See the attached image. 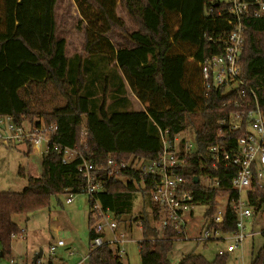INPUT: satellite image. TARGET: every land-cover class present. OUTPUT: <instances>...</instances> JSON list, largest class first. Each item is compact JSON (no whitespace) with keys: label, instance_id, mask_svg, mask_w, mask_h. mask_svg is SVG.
Instances as JSON below:
<instances>
[{"label":"trees","instance_id":"16d2710c","mask_svg":"<svg viewBox=\"0 0 264 264\" xmlns=\"http://www.w3.org/2000/svg\"><path fill=\"white\" fill-rule=\"evenodd\" d=\"M74 2L81 16L78 28L86 24L85 39L82 51L68 56L66 39L58 38V0H0V115H9L15 124L23 125L29 115L35 114L32 100L40 99L43 106L38 114L45 125L57 127L43 154L40 175L29 176L20 192L0 191V258L9 262L14 259V237L25 232L14 221V215L46 208L52 196L84 194L87 180L79 170L81 157L64 163L55 149L59 145L76 149L97 166L95 174L102 190L89 196L90 240L95 236L91 216L94 199L120 220L133 213L141 193L146 210L133 220L140 222L143 235L138 242L141 264H171L169 255L178 234L168 229L160 237L156 226L159 210L150 198V179L132 167L110 170L107 163L110 159L127 162L159 157L163 149L160 132L148 110L160 111V124L169 128L171 136L193 126L197 151L179 172L188 180L186 187L193 193L194 202L205 205V219L216 213L218 197H228L224 220L215 226L225 233L237 228V214L230 204L239 197L232 186L237 168L213 165L209 148L221 143L234 151L241 130H230L223 138L218 132L227 129L232 111L248 108H237L229 102L238 94L225 92V85L207 90L200 67L204 59L222 53L219 37L237 22L228 10L230 1L200 0L203 27L191 32L183 27L175 29L174 19L182 15L185 0ZM118 5L136 25L133 31L118 15ZM242 25L240 78L245 85L241 89L246 91L252 107L251 89L255 90L257 83L254 65L264 61V15L255 16L250 11L242 17ZM114 32L125 35L133 46L117 50L107 35ZM189 58L193 61L188 62ZM259 85L264 87V70L260 71ZM129 91L136 97L146 96L148 109L134 107ZM178 91L200 95L203 108L189 110ZM260 107L264 110V94ZM220 120L225 123L220 124ZM110 171L113 175L108 176ZM212 180L218 182L217 186ZM248 203L258 211L264 205V187H253ZM226 261L227 254L210 262L191 252L179 264ZM87 262L123 264L118 250L108 242L90 249ZM251 264H264V243Z\"/></svg>","mask_w":264,"mask_h":264},{"label":"built area","instance_id":"2783aa9c","mask_svg":"<svg viewBox=\"0 0 264 264\" xmlns=\"http://www.w3.org/2000/svg\"><path fill=\"white\" fill-rule=\"evenodd\" d=\"M228 10L237 22L232 29L219 37L223 41L222 53L208 57L200 63L202 79L207 90L211 87L225 85V92L236 91L238 97L232 98L229 102H234L237 108L249 109L252 103L247 101L246 91L241 89V86L245 84L240 78V55L244 44L242 17L250 11H253L255 16L264 15V0H256L253 3L246 0H230ZM228 23L232 24V21L229 20ZM254 69L257 83L255 90L251 89L254 99L253 106L249 110L247 109L248 111L245 109L244 111L238 109L232 111L227 121V129L218 132V136L223 138L230 130H241L242 134L236 139L234 151L230 152L221 143H216L209 148L212 159H214L213 165L222 163L225 166L233 165L237 168V174L232 179V186L239 192V197L230 202L237 214V228L227 233L217 228L215 225L223 222L226 209L223 211L216 207V213L213 217L205 219V227L201 237L198 238L204 242L223 241L226 248L218 250L217 255L219 256L233 252L247 236L254 235L255 232L245 231L247 219L252 217L255 212L264 210L262 206L256 211L255 207L248 203V193L253 190V187H264V110L260 107L264 87L259 85L260 71L264 70V61L256 62ZM219 123L224 124L225 120H220ZM155 124L159 129L163 146L157 159H135L127 162H117L110 159L107 167L110 170L132 167L150 179L152 183L149 189L150 198L159 210L156 226L160 237L164 236L165 231L172 229L178 234L175 240L179 238L188 239L187 222L189 216H193L194 207L198 204L194 202L193 193L186 187L188 180L179 172V168L184 166L197 151L195 137L187 138L183 135L184 132L171 136L169 128L158 122ZM56 129V126H47L44 123L29 124V126L17 125L11 116L0 115V142L7 145L25 140L33 148L41 151L43 149V152L46 153L50 136ZM82 134L86 135V132L83 131ZM44 143L45 148H43ZM55 149L62 154L64 163L72 161L77 156L81 157L82 163L79 170L87 180L84 194L89 197L102 190L100 180L95 174L97 166L76 149L59 145H55ZM111 175L113 173L110 171L108 176ZM212 183L214 186L218 184L216 180H212ZM68 195L66 202H73L75 195ZM91 216L95 220L93 224L95 236L89 241V250L107 243L104 236L106 227L113 234H116L118 230V218L110 210L103 209L100 202L95 199ZM116 241L118 239L114 238V242ZM66 244L65 240L60 239L56 244L50 245V255H55L56 248L66 247ZM117 250L120 255L124 253V249L120 247ZM88 257L89 254L79 264ZM10 264L15 263L12 260ZM34 264H43V262L39 258Z\"/></svg>","mask_w":264,"mask_h":264},{"label":"rangeland","instance_id":"374dc122","mask_svg":"<svg viewBox=\"0 0 264 264\" xmlns=\"http://www.w3.org/2000/svg\"><path fill=\"white\" fill-rule=\"evenodd\" d=\"M183 8L184 11L182 15L179 16V19L178 17L174 19L175 23H177L175 29L178 30L179 27H183L188 29L189 32L192 30L199 31L203 27V20L205 18L204 14L200 11V0H185ZM189 11H191V14L188 19ZM76 13L77 8L74 0L58 1L57 20L58 23L61 24V27L58 30V38L66 39V43L68 44V50L66 52L69 55L77 52L84 41L83 35L85 33L86 24L83 23L81 28H78L79 15ZM120 13L126 18V28L129 31L136 29V25L129 19L123 9H120ZM107 35L114 43L117 50L124 51L133 46L132 42L120 33L114 32ZM189 61L192 62L193 58H189L188 62ZM177 93L186 102L189 110L199 111L203 108V98L200 95L187 91H178ZM129 96L133 100L134 107L143 110L148 109L145 102L146 96L136 97L131 91H129ZM32 101V108L35 114L28 116L24 123L26 126H29V124L34 125L37 122L44 123L38 114L43 106L40 99L38 101L33 99ZM148 112L152 119L160 124V111H154L152 109L148 110ZM194 131V127L191 126L183 133V135L187 138H191L194 136ZM81 136L82 145L85 147L86 137L83 134ZM43 148H45V143L43 144ZM32 149L33 147L30 143L25 140L10 146L0 143V191H22L28 184V175L27 177L26 175H21L20 170L21 167L27 168L28 164L31 162L34 163L36 170H31V172H40L41 157L39 155L34 156L32 153L29 154L28 151H31ZM68 196V194L52 196L48 207L32 213L13 216L14 221L19 227L25 230L24 233L15 236L13 240L12 249L13 254L16 256V263L34 264V255L42 249L43 255L41 260L43 264H49L48 261L50 259H56L55 257L57 255H60L63 251H67V247H58L56 248L55 255H50V245L56 244L60 239L65 240L66 242L70 241L74 251H76V255H81V252L87 254L90 241L89 197L86 194H77L74 196L72 203H67L66 199ZM227 204V197L218 198L217 207L219 210L224 211L227 208ZM144 209L146 210V207L144 206L142 194L139 193L134 203L133 213L130 216H125L126 222L141 226L139 221L133 220L144 211ZM205 210L206 207L202 204H198L194 207V214L193 216H189L187 222L186 230L188 239L179 238L174 240L170 252L171 264H178L181 258L191 252L213 257L217 255L218 248H226V244L221 240L209 242L198 240L205 227ZM119 225L120 228H124L123 223H119ZM246 225V232L255 233L253 236H247L238 246L236 254H240L242 251L244 253L243 257L240 256L238 260H236L230 255L227 264H249L252 256L257 253L264 243V236L261 234V230H264V210L261 212H255L252 217L247 219ZM104 236H106L105 238L107 241H110L113 237L107 227L105 228ZM127 237L129 238V241L121 243V248L124 249V253L122 254L123 263L141 264L138 240L143 238L142 231L140 229H136L132 232L127 231ZM112 246L116 248L115 244H112ZM0 264H10V262L0 258Z\"/></svg>","mask_w":264,"mask_h":264},{"label":"crops","instance_id":"0c3cea01","mask_svg":"<svg viewBox=\"0 0 264 264\" xmlns=\"http://www.w3.org/2000/svg\"><path fill=\"white\" fill-rule=\"evenodd\" d=\"M59 1V0H58ZM76 5V4H75ZM77 8V7H76ZM120 9H122V7L120 6V5H118V7H117V13H118V15L120 16V17H122L123 19H124V21H125V23H126V18L124 17V15H122L121 13H120ZM124 11V10H123ZM56 12H57V7H56ZM76 14H78L79 15V20L81 19V16H80V14H79V12H78V10H77V13ZM127 14V13H126ZM85 24V23H84ZM121 34V33H120ZM123 35V34H122ZM84 36V39H85V34L83 35ZM125 36V35H124ZM83 43H84V41H83ZM67 43H66V51L68 50V48H67ZM82 46H83V44L79 47V50L77 51V52H81L82 51ZM76 53V52H75ZM66 54H67V52H66ZM68 56H70L69 54H67ZM146 106H147V104H146ZM148 107V106H147ZM0 143H2V142H0ZM20 143V142H19ZM2 144H4V145H7V144H5V143H2ZM14 144H18V143H12V144H10V145H14ZM10 145H7V146H10ZM44 150L42 149V151L40 150V149H36V148H33L31 151H28V153L29 154H33L34 156H36V155H39L40 157H41V161H42V157H43V154H44V152H43ZM31 170H34V171H36L35 170V167H34V163H29L28 164V167L27 168H25V167H21V170H20V173H21V175H26V177H27V175H28V177L29 176H34V177H37V176H39L40 175V173H41V170H40V172H31ZM36 173V174H35ZM27 183H28V179H27ZM72 203V202H71ZM88 203H89V200H88ZM134 210V209H133ZM125 216H128V215H125ZM125 216H123L120 220H119V218H118V230H117V233L116 234H113V233H111L112 235H113V237H112V239L110 240V241H107V239H106V241L107 242H109V244H110V246H111V248L112 249H114L115 247H113L112 246V244H115L116 245V248L115 249H117L118 247H120L121 248V243H123V242H125V241H129V238L127 237V231H129V232H132V231H135L136 229H140L141 230V226H137V224H131L130 222H126V218H125ZM130 216V215H129ZM125 220V221H124ZM119 223H123L124 224V228H120V225H119ZM262 232H263V230H261V234H262ZM106 237V236H105ZM114 238H117L118 239V241H116V242H114ZM142 240V239H141ZM140 240H138V242H139ZM66 242V241H65ZM68 242V244H66V247H67V251H63L60 255H57L55 258L56 259H50L48 262H49V264H79L81 261H83V259H85V257L89 254V251L87 252V254H85L84 252H81L82 254L81 255H76L75 254V252L76 251H74V248L72 247V245L70 244L71 242L70 241H67ZM66 242V243H67ZM262 247V246H261ZM260 247V248H261ZM259 248V249H260ZM138 249H139V247H138ZM219 249H221V248H218V250ZM88 250H89V244H88ZM259 251V250H258ZM257 251V252H258ZM218 252V251H217ZM236 252H237V248L233 251V252H230V253H228L227 254V260L229 259V256L230 255H232L236 260H238V258L241 256V257H243V252L241 251L240 252V254H236ZM85 254V255H84ZM257 254V253H256ZM255 254V255H256ZM14 255V254H13ZM76 255V256H75ZM82 255H84V256H82ZM201 255H203L208 261H214L216 258H217V256L218 255H216V256H213V257H208V256H206V255H204V254H201ZM255 255H253L252 256V258H251V260H250V262H249V264H251V262H252V260H253V258H254V256ZM82 256V257H81ZM122 254H121V259H122ZM16 256L14 255V259H13V262L15 263V264H18V263H16L15 261V258ZM185 257V256H184ZM183 257V258H184ZM169 258H170V255H169ZM183 258H181L180 260H179V263H180V261L183 259ZM123 260V259H122ZM123 262V261H122ZM170 262H171V258H170ZM88 264V262H87V259L86 260H84V262H82L81 264ZM178 263V264H179ZM228 262L226 261V264H227ZM124 264V263H123Z\"/></svg>","mask_w":264,"mask_h":264},{"label":"water","instance_id":"95a60500","mask_svg":"<svg viewBox=\"0 0 264 264\" xmlns=\"http://www.w3.org/2000/svg\"><path fill=\"white\" fill-rule=\"evenodd\" d=\"M42 255H43V250L40 249V251H38V252L34 255V257H33V263H35L39 258H41Z\"/></svg>","mask_w":264,"mask_h":264}]
</instances>
